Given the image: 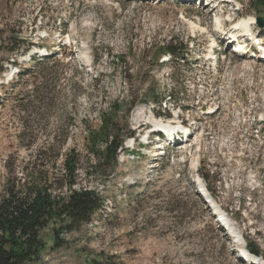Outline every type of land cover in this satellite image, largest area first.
Returning <instances> with one entry per match:
<instances>
[{
	"label": "rangeland",
	"instance_id": "obj_1",
	"mask_svg": "<svg viewBox=\"0 0 264 264\" xmlns=\"http://www.w3.org/2000/svg\"><path fill=\"white\" fill-rule=\"evenodd\" d=\"M236 1L217 8L209 0H0V197L24 179L67 193L64 159L74 151L75 189L103 199L59 245L60 226L51 224L47 249L31 264H245L239 255L248 245L264 264V63L232 54L218 27L264 20V7ZM171 39L184 43L185 61L158 58ZM47 54L56 55L46 66L50 83L37 67ZM116 101H133L120 122L136 138L116 170L95 171L88 127ZM139 109L187 135L173 146L170 134L136 122ZM197 177L245 245L221 227Z\"/></svg>",
	"mask_w": 264,
	"mask_h": 264
},
{
	"label": "trees",
	"instance_id": "obj_2",
	"mask_svg": "<svg viewBox=\"0 0 264 264\" xmlns=\"http://www.w3.org/2000/svg\"><path fill=\"white\" fill-rule=\"evenodd\" d=\"M12 38L18 42H25L18 33ZM183 47V42L171 39L167 45L158 49V58L169 54L174 63L186 60L184 50L187 48L184 47L183 50ZM55 57L56 55H53L37 63L40 69L39 77L46 83L51 82L48 79L50 69L46 66ZM31 73V70L26 71L28 75ZM153 100L161 106L162 101H158L155 95ZM132 102L130 104L113 102L108 111L101 113L100 125L88 127L87 149L97 161L93 170H101L102 166H106L110 171L116 170L124 144L128 139L136 138V131L129 125H125L124 128L120 122L121 114L129 115ZM124 130L125 135L122 133ZM77 160L74 151L65 155L64 178H66L67 193L63 195L54 194L52 187L46 185L47 183L31 184L29 179L28 181L24 179L23 184H14L5 188L0 197V264H31L37 261L47 249L43 232L51 224L60 226L59 230L54 231L53 237L59 245L61 234L72 232L89 223L102 208L103 199L96 190L75 189ZM205 180L209 181L210 177L206 176ZM248 247L251 249L253 246L248 245ZM262 258L264 259V256ZM91 264L101 263L94 261Z\"/></svg>",
	"mask_w": 264,
	"mask_h": 264
},
{
	"label": "bare ground",
	"instance_id": "obj_3",
	"mask_svg": "<svg viewBox=\"0 0 264 264\" xmlns=\"http://www.w3.org/2000/svg\"><path fill=\"white\" fill-rule=\"evenodd\" d=\"M226 1L223 0L221 1L220 4H225ZM252 22L253 19H248V20H243L240 23H238L236 26L237 27H241L243 29H245L246 31H249L252 29ZM218 27L220 28V30H222V25L221 23H219ZM236 51L241 52L243 51V47L241 45H236ZM243 55V54H241ZM135 120L136 122H141L143 120L149 121L150 124H152L154 127L160 128L162 130H164L166 133L168 134H174V132H177L180 127H176L174 125V122H170L168 124H163L162 122H159L157 120H155L152 117H148L146 116L145 110L144 109H139L136 114H135ZM185 129V128H184ZM178 146V145H177ZM198 187H199V193L202 197V199H206L209 201L210 206L212 207V211L215 217H220V219L223 221L224 225L227 227V229L231 232L232 236L238 241V242H242L244 243L243 239H242V235L241 233L238 231L237 229V225L234 222V220L232 218H230L220 207V205L216 202V200L213 198V195L210 194V192L207 190V188L205 187V185L203 184V182L199 181L198 183ZM247 257H249L248 255H246ZM240 258V257H239Z\"/></svg>",
	"mask_w": 264,
	"mask_h": 264
},
{
	"label": "water",
	"instance_id": "obj_4",
	"mask_svg": "<svg viewBox=\"0 0 264 264\" xmlns=\"http://www.w3.org/2000/svg\"><path fill=\"white\" fill-rule=\"evenodd\" d=\"M261 6H264V0H257L256 2V7L259 8ZM259 24L264 27V21L262 19H259ZM250 254L255 255V256H259V252L253 247L250 250Z\"/></svg>",
	"mask_w": 264,
	"mask_h": 264
}]
</instances>
